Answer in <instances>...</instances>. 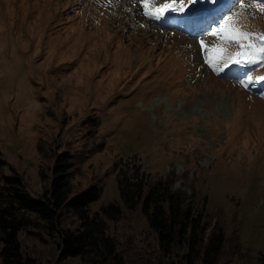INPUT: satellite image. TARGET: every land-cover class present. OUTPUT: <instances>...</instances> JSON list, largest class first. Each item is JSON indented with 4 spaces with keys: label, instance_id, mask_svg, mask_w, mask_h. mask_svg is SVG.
Listing matches in <instances>:
<instances>
[{
    "label": "rangeland",
    "instance_id": "374dc122",
    "mask_svg": "<svg viewBox=\"0 0 264 264\" xmlns=\"http://www.w3.org/2000/svg\"><path fill=\"white\" fill-rule=\"evenodd\" d=\"M168 2L0 0V152L34 197L49 187L41 170L50 172L51 155L82 153L75 183H106L94 210L119 201L113 166L136 158L152 180L206 203L212 228L224 225L219 264H260L264 60L233 64L242 49L220 26L227 20L264 46L256 39L264 0H226L222 15H202L194 27L184 13L195 4L185 2L171 24L145 15ZM128 217L113 226L128 263L158 264L140 212ZM37 251L46 264H65L49 245Z\"/></svg>",
    "mask_w": 264,
    "mask_h": 264
},
{
    "label": "trees",
    "instance_id": "16d2710c",
    "mask_svg": "<svg viewBox=\"0 0 264 264\" xmlns=\"http://www.w3.org/2000/svg\"><path fill=\"white\" fill-rule=\"evenodd\" d=\"M78 155L82 153L51 155L50 172L41 170L42 179L51 178L49 187L34 197L0 152V264H46L38 244L56 249L65 264H129L113 226L138 212L155 238L158 264L220 263L227 233L221 222L212 228L206 203L196 195L174 190L169 180H152L130 158L113 166L119 201L94 210L105 179L84 189L77 185L85 163ZM259 262L264 264V254Z\"/></svg>",
    "mask_w": 264,
    "mask_h": 264
},
{
    "label": "snow or ice",
    "instance_id": "6c2138e0",
    "mask_svg": "<svg viewBox=\"0 0 264 264\" xmlns=\"http://www.w3.org/2000/svg\"><path fill=\"white\" fill-rule=\"evenodd\" d=\"M185 2L190 5H194L197 0H180L179 5L176 4V0H170L168 3H164L161 5L155 12L149 13L146 12L145 15H149L151 18L154 19H161V17L168 11L172 12H183L184 11V4ZM231 19V18H229ZM228 21L226 20L224 24L220 26V32L224 34V37L228 41H234L237 45H239L242 49L241 52L237 53V56L235 58L230 57L233 64H255L259 61L254 59L255 56H260L262 60H264V46L256 47L251 43L252 37L245 32L239 31L235 28H230L227 26ZM213 36L217 35V32L212 33ZM256 39L264 41V36H258ZM245 41H248L245 43ZM201 48L204 47V41H200ZM247 50V51H245ZM214 52L223 53V49H213ZM220 56L218 55L216 59H219ZM205 62L209 64V66H213L214 61L213 59L205 58ZM225 64H227V61H225ZM216 70L215 67L213 69ZM261 79H264V77H261Z\"/></svg>",
    "mask_w": 264,
    "mask_h": 264
},
{
    "label": "bare ground",
    "instance_id": "6f19581e",
    "mask_svg": "<svg viewBox=\"0 0 264 264\" xmlns=\"http://www.w3.org/2000/svg\"><path fill=\"white\" fill-rule=\"evenodd\" d=\"M226 0L221 1H216L214 3L211 4H195L192 8H188V11H186L185 17L186 19L190 20V22H192L196 25L199 23H203V20H198V18L202 15H207L210 12L215 13L216 16H220L222 15V12L220 11L222 8V4L225 2ZM179 12H172V11H168L165 13V18L167 20L168 24H171L172 22H174V20L178 17ZM194 27V25H193Z\"/></svg>",
    "mask_w": 264,
    "mask_h": 264
}]
</instances>
